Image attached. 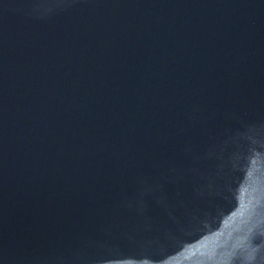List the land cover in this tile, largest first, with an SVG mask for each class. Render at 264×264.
I'll use <instances>...</instances> for the list:
<instances>
[{"label":"water","instance_id":"95a60500","mask_svg":"<svg viewBox=\"0 0 264 264\" xmlns=\"http://www.w3.org/2000/svg\"><path fill=\"white\" fill-rule=\"evenodd\" d=\"M0 264H264V0H0Z\"/></svg>","mask_w":264,"mask_h":264}]
</instances>
